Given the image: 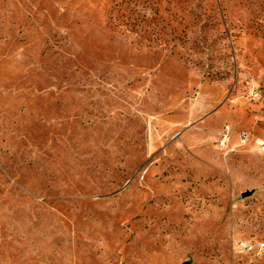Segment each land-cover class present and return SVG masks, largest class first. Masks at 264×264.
Here are the masks:
<instances>
[{
  "label": "rangeland",
  "instance_id": "1",
  "mask_svg": "<svg viewBox=\"0 0 264 264\" xmlns=\"http://www.w3.org/2000/svg\"><path fill=\"white\" fill-rule=\"evenodd\" d=\"M256 139L264 0H0V264H264Z\"/></svg>",
  "mask_w": 264,
  "mask_h": 264
},
{
  "label": "built area",
  "instance_id": "2",
  "mask_svg": "<svg viewBox=\"0 0 264 264\" xmlns=\"http://www.w3.org/2000/svg\"><path fill=\"white\" fill-rule=\"evenodd\" d=\"M220 137L218 140V146H220L221 148H225L228 146L229 142H230V127L228 125H225L223 127V130L220 132ZM246 134L244 133H240L239 135V140L241 142H245L246 140ZM255 146L256 148L261 151L264 152V140L262 139H256L255 140ZM238 246L240 248L241 251L245 252V251H249V252H257L260 253L264 250V241H258L257 243H250V242H246L244 240H240L238 241Z\"/></svg>",
  "mask_w": 264,
  "mask_h": 264
}]
</instances>
